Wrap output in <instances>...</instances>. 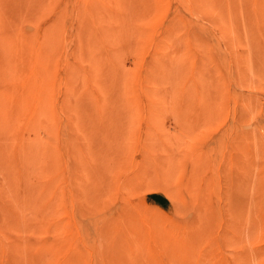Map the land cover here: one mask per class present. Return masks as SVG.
I'll use <instances>...</instances> for the list:
<instances>
[{"label":"rangeland","instance_id":"rangeland-1","mask_svg":"<svg viewBox=\"0 0 264 264\" xmlns=\"http://www.w3.org/2000/svg\"><path fill=\"white\" fill-rule=\"evenodd\" d=\"M0 264H264V0H0Z\"/></svg>","mask_w":264,"mask_h":264}]
</instances>
